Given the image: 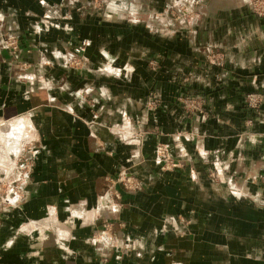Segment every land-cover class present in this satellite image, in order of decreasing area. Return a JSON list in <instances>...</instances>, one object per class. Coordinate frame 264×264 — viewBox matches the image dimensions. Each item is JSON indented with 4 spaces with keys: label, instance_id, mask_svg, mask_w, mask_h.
Returning a JSON list of instances; mask_svg holds the SVG:
<instances>
[{
    "label": "crops",
    "instance_id": "obj_1",
    "mask_svg": "<svg viewBox=\"0 0 264 264\" xmlns=\"http://www.w3.org/2000/svg\"><path fill=\"white\" fill-rule=\"evenodd\" d=\"M62 1L0 0V264H264V19L225 0L172 34Z\"/></svg>",
    "mask_w": 264,
    "mask_h": 264
},
{
    "label": "rangeland",
    "instance_id": "obj_2",
    "mask_svg": "<svg viewBox=\"0 0 264 264\" xmlns=\"http://www.w3.org/2000/svg\"><path fill=\"white\" fill-rule=\"evenodd\" d=\"M224 1L225 0H63L61 6H68L70 8H68V11L76 9L79 10L81 14L86 13V17L101 16L102 18H110V16L113 15L110 13L115 11L117 15V20L115 21L121 23L130 22L135 25H140L148 31L151 29L153 32L162 29L172 34L173 32H187L189 34L192 26L197 25V27H205L209 8L220 7ZM39 3L45 6L43 1ZM56 4L55 2L53 8L58 6ZM247 5H250L251 12L255 16L264 19V0H249ZM49 16L53 17L56 21V19L60 17L57 8L56 11L51 15L49 14ZM43 20L49 21L48 18H44ZM9 38L15 37H7V45L11 43V39L9 40ZM219 56V53H207L206 57L208 58H206V60L207 62L219 63L221 62V56ZM187 98L188 97H185V99L182 98V100L189 102L190 99ZM197 101L198 103H203V100L200 98L197 99ZM15 155L17 154L9 153V155H7L8 164L5 165H14V162L17 160ZM21 165L22 164L19 162V166ZM12 176L13 175L10 174L6 178L5 184L15 180V177ZM2 177L3 175H1V178Z\"/></svg>",
    "mask_w": 264,
    "mask_h": 264
},
{
    "label": "built area",
    "instance_id": "obj_3",
    "mask_svg": "<svg viewBox=\"0 0 264 264\" xmlns=\"http://www.w3.org/2000/svg\"><path fill=\"white\" fill-rule=\"evenodd\" d=\"M11 39V43H8V46H12L13 49H16V45H15V41L14 38H9V40ZM246 101L248 103V105L252 108H255L259 102V98L256 95H248L246 97ZM157 151L159 152V155L162 159L164 168H176L177 163H174L171 158L167 155V152L165 151V149L162 146H158L157 147ZM117 182L119 184H122L123 187L128 190V191H134L137 189L136 185L134 184V182L131 180V178L125 176V175H120L117 179Z\"/></svg>",
    "mask_w": 264,
    "mask_h": 264
},
{
    "label": "flooded vegetation",
    "instance_id": "obj_4",
    "mask_svg": "<svg viewBox=\"0 0 264 264\" xmlns=\"http://www.w3.org/2000/svg\"><path fill=\"white\" fill-rule=\"evenodd\" d=\"M14 41H15V45H16V49L14 50L11 46L9 47L7 44H6V47L8 49V51L11 53V54H17L19 52V42L17 39L14 38Z\"/></svg>",
    "mask_w": 264,
    "mask_h": 264
}]
</instances>
